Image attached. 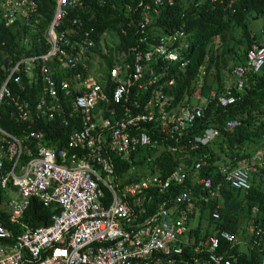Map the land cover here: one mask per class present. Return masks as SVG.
Here are the masks:
<instances>
[{
  "label": "built area",
  "instance_id": "1",
  "mask_svg": "<svg viewBox=\"0 0 264 264\" xmlns=\"http://www.w3.org/2000/svg\"><path fill=\"white\" fill-rule=\"evenodd\" d=\"M189 1L194 6L203 2ZM175 2L137 0V43L127 50L117 48L108 31L97 35L94 26L84 27L81 17L72 20L78 33L57 31L68 11L85 6L83 0H57L48 26L41 33L32 28L39 36L21 35L19 53L2 51L0 106L8 105L11 118L29 129L38 120H60L69 132L63 144L50 146L34 129L14 136L0 127V189L5 195L0 201V264H232L234 254L228 250L240 241L232 233L201 236L190 249L184 239L195 206L218 193L219 185L199 174L205 155L191 165L180 157L166 175L148 170L162 151L184 152L219 134L217 128H205L186 150L164 143L187 133L215 93L206 87L200 93L205 63L193 79L197 103L174 101L165 92L175 80L163 78V71L170 65L177 71L188 66L190 33L184 25L160 33L148 27L162 7ZM124 6L133 12L131 4ZM35 8L32 0H0V26L15 19L31 24ZM100 41L111 48L107 74ZM263 65L264 44H254L246 51L245 65L231 69L234 85L241 88L248 66L258 70ZM232 87L230 81L218 92L221 106L236 101ZM238 125L236 119L228 120L223 129ZM259 159L264 168V153ZM250 169L245 164L218 166L226 182L244 191L250 187ZM131 176L136 179L129 181ZM32 198L59 207L48 224L33 228L21 220ZM217 209L215 205L211 212L214 220ZM253 264H264V258Z\"/></svg>",
  "mask_w": 264,
  "mask_h": 264
},
{
  "label": "trees",
  "instance_id": "2",
  "mask_svg": "<svg viewBox=\"0 0 264 264\" xmlns=\"http://www.w3.org/2000/svg\"><path fill=\"white\" fill-rule=\"evenodd\" d=\"M32 1L36 4V8L30 12L31 24H21L18 19H15L8 26H0V41L6 42V46L0 45V56L2 51L3 54L10 55L8 51L10 46L20 48L21 35H31L36 38L39 36L38 33H41L50 23L57 0ZM83 1L84 7H73L67 12V15L61 19L57 31L66 29L70 36L78 33L80 28L77 24H73L72 20L81 17L84 27L94 26L98 29L97 35L106 30L115 36L117 48L123 47L128 50L137 43V0ZM125 3L131 4L133 12L126 10ZM34 17L38 18L37 24L33 23ZM259 17H264V0H216L215 2L203 0L198 6H194L189 0H176L174 5L162 7L159 16L152 17V23L148 27L149 32L160 33L168 32L174 26L184 25L190 33L191 51L188 54V66L183 71H177L175 65H170L166 72L163 71V78L166 80L174 77V84L165 88V92L173 96L174 101L191 102L194 98H198V94L195 93L197 86L193 83V79L199 65L203 63L206 65L204 82L209 79L210 83L206 91L215 92L203 116L195 120L193 127L178 141L169 139L164 143L180 147L182 145V148L186 150L189 141H193L194 136L200 135L205 128L213 127L219 131L212 141L206 144L198 143L193 149L184 152L162 151L154 162L149 164L148 170L166 175L179 164L175 159L185 155L196 158L205 155L206 164L199 170V174L208 175L214 183L221 182L220 187L224 193L222 206L218 210L220 218L217 221L210 220L207 231L224 230L242 239L247 234L250 222L254 226L260 225L264 230V168L250 173V187L244 191L229 187L223 179L221 180L217 163L223 160L225 164H234L238 160L250 159L252 154L259 150L264 153V65L258 70L248 66L242 76L241 88L234 85L235 76L231 72L235 64L245 65V54L249 48L254 44H264V40L257 39L259 35H264V30L256 35L254 28L251 27V20ZM32 28H35L38 33H32ZM122 29L126 31L125 34L122 33ZM100 37L104 38L102 35ZM216 38L217 43H214ZM45 47L43 45L42 49L36 48L35 52L44 50ZM98 48L106 58L107 66L102 71L107 74L111 66L107 55L111 48L106 41L98 42ZM230 63L231 66L228 67ZM212 67L215 68L216 73L211 78L209 70ZM230 81L233 85L231 93L236 97V101L221 106L217 101V94ZM203 91L204 87L200 93ZM192 92L195 94L191 95ZM9 111L8 105L0 106V127L14 136H21L28 130L34 129L43 133L47 145L59 146L64 143L69 129L63 126L60 120H38L33 122L29 129L26 124L15 122ZM232 119H236L239 125L232 129H223L226 121ZM134 157L140 158L137 154ZM134 176L129 177L128 180H135ZM4 199V192L0 189V201ZM254 207L256 211L253 213ZM204 209H201V213ZM58 211L57 205L45 206L38 199L32 198L21 220L36 228L48 224L52 213ZM4 214L8 215L5 212ZM4 218L5 225L11 226L8 218L6 216ZM189 235L195 237L200 235L199 226L191 228ZM256 238L260 240L259 244L251 245L247 250L239 248V244L228 250L229 253L234 254L232 264H253L264 258L263 232L261 231V235ZM227 244L228 242L221 241L222 248L227 247Z\"/></svg>",
  "mask_w": 264,
  "mask_h": 264
},
{
  "label": "crops",
  "instance_id": "3",
  "mask_svg": "<svg viewBox=\"0 0 264 264\" xmlns=\"http://www.w3.org/2000/svg\"><path fill=\"white\" fill-rule=\"evenodd\" d=\"M1 41H4V40H1ZM0 41V42H1ZM6 43V42H5ZM6 46V45H5ZM20 46V45H19ZM23 49V47L20 46V48L18 47H8V51L10 52V54L14 53V52H17L19 53L21 50ZM45 138V137H44ZM162 153V152H161ZM160 153V154H161ZM159 154V155H160ZM263 154V153H262ZM158 155V156H159ZM157 156V157H158ZM259 156L258 155V151L255 152L254 154H252V156L250 157V159H242V160H238L236 163L234 164H225L223 160L219 161L217 163L218 166L220 165H228L230 167H233V166H237V165H240V164H245V165H248L250 166V173L252 171H257L258 169L260 168H263V167H260L258 165L260 159H259ZM184 156H182L183 158ZM203 155H201L200 157L196 158V157H190V156H187L185 155V158L188 162V164L190 163V165L194 162V161H197L198 159L202 158ZM196 159V160H195ZM175 161L178 162L177 159H175ZM186 163V162H185ZM218 166H217V171H218ZM176 167V166H175ZM221 175V180L223 179V182L228 184L229 187H232L228 182H226L223 178V175L220 173ZM214 182V181H213ZM215 185H219V188H218V193L212 197H210V200L208 203H204L203 205L201 206H195L194 208V212L192 213L191 217H190V220H189V227H190V230L191 228H195L197 226H199L200 228V235H198L197 237L195 236H190L189 233H187L185 236H184V239L189 242L187 244L188 246V249H190L192 247V242L194 244V242L201 236H209V235H212V234H215L218 232V230H214V231H207V228H208V224L210 223V220L212 221H217L219 218H220V213H219V218L217 220H214L212 217H211V212L215 209V205H218V209L222 206V202L224 200V193L222 191V187L221 186V182H218V183H214ZM234 188V187H233ZM246 191V190H245ZM199 190L196 189V196L199 197ZM215 202V203H214ZM205 207V209H204ZM204 209V211L201 213V209ZM256 211V208L254 207L253 208V213ZM219 212V211H218ZM193 218H196L197 219V222L195 223L194 227H191L190 225V221L191 219ZM203 221H207V224L204 226L203 225ZM189 230V232H190ZM261 231L263 232L264 234V230L262 229V227L258 224H256V226L253 225V223L250 222V224L248 225L247 227V234L246 236L244 237V239L242 238H239L236 236V238L239 241V248L242 247V250L245 249L247 250L249 248V246L251 245H257L259 244L260 240H258L256 237L257 236H260L261 235ZM258 232V233H257ZM246 244L243 246V244ZM263 259V258H262ZM261 260V259H260Z\"/></svg>",
  "mask_w": 264,
  "mask_h": 264
},
{
  "label": "rangeland",
  "instance_id": "4",
  "mask_svg": "<svg viewBox=\"0 0 264 264\" xmlns=\"http://www.w3.org/2000/svg\"><path fill=\"white\" fill-rule=\"evenodd\" d=\"M251 27H253L254 28V32L256 33V35H259L260 33H261V31L262 30H264V17H259V18H257V19H254V20H251ZM257 39L258 40H260V41H263L264 40V35H259L258 37H257ZM217 38L215 39V41H214V43H217ZM230 62V61H229ZM229 66H231V63H230V65H228V67ZM205 67H206V65H205ZM205 69V68H204ZM225 72L227 73V70H225ZM215 68L214 67H212L210 70H209V74H211V78H212V75H214L215 76ZM209 76V75H208ZM210 83H209V79H208V81H206V82H204L203 83V85H202V87L201 88H203V87H208V85H209ZM210 92L211 93H213L214 91L213 90H210ZM191 102L192 103H197V99L196 98H194L193 100H191ZM262 154V151L261 150H259L258 151V155H261ZM197 222V219L196 218H193V219H191V221H190V225H191V227H194V225H195V223ZM207 224V221H203V225L205 226Z\"/></svg>",
  "mask_w": 264,
  "mask_h": 264
}]
</instances>
